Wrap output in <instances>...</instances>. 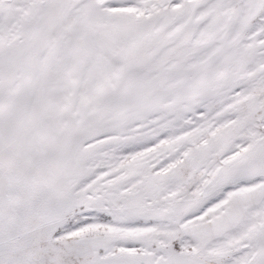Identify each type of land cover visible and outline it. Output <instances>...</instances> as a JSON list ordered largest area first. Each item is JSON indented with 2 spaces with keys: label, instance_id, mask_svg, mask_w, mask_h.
Wrapping results in <instances>:
<instances>
[{
  "label": "snow or ice",
  "instance_id": "1",
  "mask_svg": "<svg viewBox=\"0 0 264 264\" xmlns=\"http://www.w3.org/2000/svg\"><path fill=\"white\" fill-rule=\"evenodd\" d=\"M0 264H264V0H0Z\"/></svg>",
  "mask_w": 264,
  "mask_h": 264
}]
</instances>
